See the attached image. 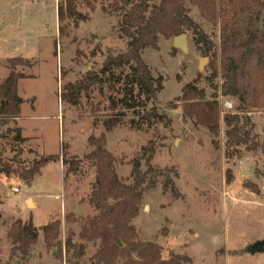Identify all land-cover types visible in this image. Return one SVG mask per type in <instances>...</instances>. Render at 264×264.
<instances>
[{"label":"rangeland","instance_id":"obj_1","mask_svg":"<svg viewBox=\"0 0 264 264\" xmlns=\"http://www.w3.org/2000/svg\"><path fill=\"white\" fill-rule=\"evenodd\" d=\"M61 1L0 0V82L9 73L7 59L21 57L32 63L30 68H17L29 77L17 85L23 102L20 117L0 130L4 133L0 157L17 171L9 178L0 174V264L13 262L6 235L18 219L23 223L31 219L39 230L27 264H68L65 242L69 236L74 244L85 245L80 263L90 264L97 243L79 239L85 218L96 214L88 203L95 168L85 156L94 151L89 137L102 134L105 149L115 159V172L127 184H131V162L140 159L144 172L145 159L152 155L155 187L143 193L139 214L131 222L139 241L158 245L163 259L185 256L190 264H264V253L245 252L248 245L264 240V112L249 110L250 124L242 122L244 130L256 135L260 148L246 152L238 147L240 155L231 157L223 115L232 113L237 104L221 96L219 26L205 22L197 8L185 1L188 16L213 43L211 52L206 56L197 49L189 32L184 33L187 52L174 48L173 38L159 37L158 50L146 49L141 57L153 77L162 78V90L146 110L155 107L165 118L141 123L126 112L124 123L106 133L101 120L109 113L108 99L113 95L107 85L102 92L96 85L89 86L78 106L70 105L63 94L67 83L80 81L89 71L97 73L107 56L126 51L127 40L118 33L120 14L113 12L108 1L79 0L77 9L89 20L72 29L71 21H57ZM59 26L65 27L66 36H59ZM202 59H207L203 68ZM193 80L207 100L216 96L220 109L217 137L185 118L177 102L182 87ZM7 128L20 129L24 143L15 141V132L5 133ZM62 152L81 160L75 174L67 173V166L59 161V168L47 165L31 185L22 180V169L32 161ZM167 177L180 197L163 190ZM28 195L36 202L35 209L30 199L25 201ZM58 219V236L47 246L40 229Z\"/></svg>","mask_w":264,"mask_h":264},{"label":"trees","instance_id":"obj_2","mask_svg":"<svg viewBox=\"0 0 264 264\" xmlns=\"http://www.w3.org/2000/svg\"><path fill=\"white\" fill-rule=\"evenodd\" d=\"M79 0H62L57 8V21H71V28L87 22L89 16L78 11ZM108 1L113 12L120 14L118 22L119 37L126 39V51L117 56H107L102 68L96 73L89 71L83 79L67 83L63 97L72 106H78L81 94L89 86L96 85L102 92L107 85L113 95L108 99V114L103 115L101 123L106 133L122 125L126 112L150 124L165 118L155 107L146 110L148 102L153 101L162 90V78H154L149 66L142 60L146 49L158 50L159 37L174 38L186 32L191 33L194 46L208 55L213 43L208 35L188 16L184 2L196 7L200 17L211 25L219 26V74L223 79L221 96L236 101L235 110L223 115L227 128L226 146L232 147L231 157L239 156L238 147L246 152L260 148L256 135L244 130L242 122L250 124L249 110L264 112V0H102ZM93 10V7H89ZM103 11H105L103 9ZM60 37L66 36L65 27L59 26ZM8 76L0 82V130L15 124L20 117L23 103L17 94L20 80L29 78L18 67L30 68L32 63L24 58L7 59ZM118 87V89H117ZM115 94V95H114ZM185 118L197 126L205 128L212 137L219 132V104L214 96L207 100L197 80L184 85L177 99ZM135 129L140 126L131 122ZM139 124V123H138ZM137 125V126H135ZM252 128V126H250ZM15 132V141L24 143L20 129L7 128L5 133ZM4 133L0 131V139ZM106 137H89L88 144L94 151L85 156L95 168L94 184L88 201L96 211L92 217L85 218L80 227L79 239L86 243H97V249L90 258V264H190L185 256L171 255L163 259L162 249L152 242H141L131 222L140 210L143 193L155 187L157 171L151 166L152 155L145 159L146 171L140 169V159L131 162V184L115 172V159L105 149ZM216 147V142L213 141ZM142 156L146 153L142 149ZM19 154V153H18ZM15 160V159H13ZM62 162L67 173L75 174L81 165L77 157H67L66 153L40 157L23 168L21 178L29 184L49 163ZM17 173L0 157V174L9 178ZM230 182V179H227ZM163 190L174 198L180 197L172 180L167 177ZM70 215H67L69 218ZM66 218V217H65ZM60 222L54 221L40 230L43 241L48 246L58 236ZM39 230L32 220L23 223L20 219L11 224L6 238L11 244L9 258L13 262L4 264H27L30 251L38 240ZM68 264H83L85 245L74 244L69 236L65 242Z\"/></svg>","mask_w":264,"mask_h":264},{"label":"water","instance_id":"obj_3","mask_svg":"<svg viewBox=\"0 0 264 264\" xmlns=\"http://www.w3.org/2000/svg\"><path fill=\"white\" fill-rule=\"evenodd\" d=\"M173 46L176 49H180L183 52H187V35L182 34L179 36H176L173 38ZM207 59H202L200 62V67L203 68V65ZM28 182H26L27 184ZM245 252L250 254V255H255V254H263L264 253V240L262 241H257L255 243H252L248 245L245 249Z\"/></svg>","mask_w":264,"mask_h":264},{"label":"crops","instance_id":"obj_4","mask_svg":"<svg viewBox=\"0 0 264 264\" xmlns=\"http://www.w3.org/2000/svg\"><path fill=\"white\" fill-rule=\"evenodd\" d=\"M109 133H111V132H109ZM49 164H55V165L59 168V163H58V162H56V163H49ZM49 164H47V165H49ZM47 165H46V166H47ZM46 166H45V167H46ZM43 168H44V167H43ZM43 168H42V169H43ZM42 169H41V170H42ZM40 175H41V171H40V174L37 175L36 177H38V176H40ZM36 177H35V178H36ZM35 178H34V179H35ZM31 183H32V182H31ZM30 185H31V184H30ZM28 199L31 200V202H32V206H33L34 209H35V208L37 207V204H36V202L34 201V199H33L30 195H28V196L25 198V201H27ZM58 221L61 222L60 219H58Z\"/></svg>","mask_w":264,"mask_h":264},{"label":"built area","instance_id":"obj_5","mask_svg":"<svg viewBox=\"0 0 264 264\" xmlns=\"http://www.w3.org/2000/svg\"><path fill=\"white\" fill-rule=\"evenodd\" d=\"M14 193H17L18 192V189H12Z\"/></svg>","mask_w":264,"mask_h":264}]
</instances>
